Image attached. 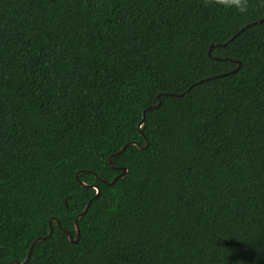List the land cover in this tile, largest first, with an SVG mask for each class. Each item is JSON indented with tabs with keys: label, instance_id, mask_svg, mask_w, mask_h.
<instances>
[{
	"label": "trees",
	"instance_id": "trees-1",
	"mask_svg": "<svg viewBox=\"0 0 264 264\" xmlns=\"http://www.w3.org/2000/svg\"><path fill=\"white\" fill-rule=\"evenodd\" d=\"M245 4L0 0V264L51 218L26 264H264V22L230 41L264 0ZM79 180L101 194L73 244Z\"/></svg>",
	"mask_w": 264,
	"mask_h": 264
},
{
	"label": "water",
	"instance_id": "water-1",
	"mask_svg": "<svg viewBox=\"0 0 264 264\" xmlns=\"http://www.w3.org/2000/svg\"><path fill=\"white\" fill-rule=\"evenodd\" d=\"M263 22H264V19H262V20H260V21H257V22H254V23H251V24L245 26V27H244L243 29H241V30H240V31H239V32H238V33H237V34H236V35H235L230 41H233L236 37H238V36H239L242 32H244L247 28H249V27H251V26H253V25L262 24ZM226 45H227V44H221V45H215V44H214V45H211V47H210V49H209V56L212 57L211 54H212V52H213V50H214V48H215L216 46H226ZM212 58H213V59H217V60H222V59H218V58H214V57H212ZM231 61H232V62H237V63H238V66H237V68H236L235 70H233L232 72H230V73H228V74H231V73H235V72H237V71L240 69V67H241V63H240L239 61H236L235 59H231ZM228 74L218 75V76L213 77V78H220V77L226 76V75H228ZM213 78H207V79H204V80L198 82L197 84H201V83L206 82V81H209V80H211V79H213ZM194 86H195V85H194ZM172 96L181 97V96H183V94H177V95H176V94H172ZM160 104H161V102H160L158 105L150 106V107H148L146 110L143 111V117H142L141 122L139 123V130H141L142 126H143L144 123H145L146 111H147L148 109H155V108H158V107L160 106ZM132 145L137 146V147H139V148H142L141 145H140L139 143H137V142H130V143L126 144V145H125L120 151H118L115 155L110 156V158H109V164H110V166H111L113 169H117V168L114 166L113 158H114L115 156H120L121 154H123V152H124L129 146H132ZM148 146H149V142L147 141L146 148H148ZM128 171H129L128 168H124V169L122 170V172H121L118 176H116V178H115L111 183H109V185H114L115 182H116L120 177H122V176H124V175H127ZM78 176H79V173L76 174V178H77V179H78ZM79 182H80V184H81L83 187H85V188H93V189H95V190L97 191V193H96V195L93 197V199H91V200L88 202V204H87L85 210H84L81 214H79V215L76 217V220H75L76 237L74 238V237L71 235V233H70L69 231H66L67 234H68V237H69V239H70V241H71V243H73V244L78 243L79 240H80L81 231H80V226H79V220H80V219H81V218H82V217L88 212V210H89V208H90L92 202H93L94 200L98 199L99 196H100V194H101V190H100V188H99L98 186H96V185H87L86 183L82 182L81 180H79ZM53 221L56 222L58 226H60V221H59L57 218H51V219L49 220V227H50L49 235L46 236V237L37 238V239L32 243V245H31V247H30V249H29L28 256H27L25 262H23V263H21V264H26V263L29 262V260H30V258H31V255H32V252H33L34 245H35L37 242H40V241L45 240V239H47V238H49V237L52 236V234H53L52 222H53Z\"/></svg>",
	"mask_w": 264,
	"mask_h": 264
},
{
	"label": "clouds",
	"instance_id": "clouds-1",
	"mask_svg": "<svg viewBox=\"0 0 264 264\" xmlns=\"http://www.w3.org/2000/svg\"><path fill=\"white\" fill-rule=\"evenodd\" d=\"M221 3L225 7H235L240 12H245L246 11L245 0H221Z\"/></svg>",
	"mask_w": 264,
	"mask_h": 264
}]
</instances>
